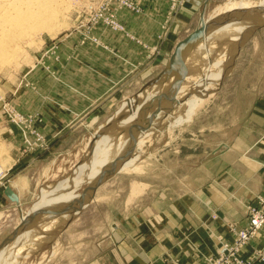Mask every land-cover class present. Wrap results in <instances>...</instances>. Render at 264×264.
I'll list each match as a JSON object with an SVG mask.
<instances>
[{
	"label": "rangeland",
	"instance_id": "374dc122",
	"mask_svg": "<svg viewBox=\"0 0 264 264\" xmlns=\"http://www.w3.org/2000/svg\"><path fill=\"white\" fill-rule=\"evenodd\" d=\"M64 1L66 5H63L59 17L48 28L40 29L34 40L21 44L20 49L12 54L11 61L0 66V191L16 183L19 175L24 176L21 172L10 176L13 174L8 164L13 154L29 156L28 165L35 164L28 173L30 195L22 201L19 198L20 206L10 200L9 204L0 206V243L15 228L21 213L28 211L39 199L42 202L57 191L61 196L64 187L70 189L64 194L63 202L67 203L61 205H77L86 202L90 196L93 199L86 206L97 205L84 219L80 210L73 214L50 215L37 221L28 231L21 233L20 240L8 252L0 256L3 260L0 264L91 263L99 250L100 239L112 231L109 225L107 229H101L106 215L110 218L109 213L120 208L117 195L123 197L137 179L151 180L156 188L170 181L173 192L179 193L181 176H188L195 165V182L200 183L208 171L205 163L225 148V144L218 148L213 146L222 142H238L241 138L250 140L258 135L257 118L261 114L256 107L264 95V26L244 39V33L248 34L254 25L264 21L263 12L254 15L253 8L249 10L250 2L256 0H226L210 8H206L208 2L204 1L198 14L200 18L203 13L201 24L205 23L207 28L228 24L215 27L208 34L203 46L208 47L211 54L204 56L202 46L199 57L195 55L199 58L198 64L192 69L195 59L187 62L186 67L190 69L179 86H176L177 75L152 87L149 102L153 128L148 133L133 129L138 119L133 116L135 95L167 64L174 48L163 62L160 58L170 34L179 32L178 43L195 29L200 19L185 31L179 30L177 17L186 6V0H166L167 9L154 43L150 45L130 34L121 20L123 13H143V6L137 0ZM245 10L248 13L242 16ZM112 34L124 36L138 45L143 51V60L129 64L124 78L111 88L107 98L112 95L113 100H107L103 114L87 116L55 150L57 140L49 139L43 132L44 116L40 107L50 104L53 84L61 83L62 87V82L70 75L68 65L73 59L68 50L74 47L91 51L104 49L103 38ZM217 61L220 64L216 65ZM194 97L201 101L186 122L178 123L179 115L185 114L186 100ZM159 116L164 118L161 120ZM104 139L106 142L102 143ZM128 141L129 147L138 148L136 163L132 160L124 170L96 188L94 185L105 174L101 175L104 167L126 149L117 152ZM91 152L93 158L86 163L89 168L82 164L76 170ZM105 156L107 160L102 159ZM39 159V163L46 160L45 166L52 161L46 180L40 184L36 173L42 167L36 164ZM91 163H96L97 167L91 169ZM24 168L27 166L19 171ZM63 179L66 180L59 185L62 186L60 190L58 186L56 190L52 188ZM102 188L110 193L108 196L104 193L101 198L98 193ZM41 194L43 198H39ZM260 198L264 200V195H255L244 206V223H224L229 238L217 236L216 252L204 254L201 264H264V244L256 243L264 226L254 229L250 225L256 214L264 218V204L260 203ZM100 201L102 204L98 205ZM78 218L82 220L80 225H76ZM210 218L216 220L218 216L213 212ZM242 232L247 234L249 242L238 246ZM235 247L239 249L233 250Z\"/></svg>",
	"mask_w": 264,
	"mask_h": 264
},
{
	"label": "crops",
	"instance_id": "0c3cea01",
	"mask_svg": "<svg viewBox=\"0 0 264 264\" xmlns=\"http://www.w3.org/2000/svg\"><path fill=\"white\" fill-rule=\"evenodd\" d=\"M137 1L143 6V13H123L121 20L130 34L151 45L167 3L166 0ZM204 1L186 0V6L177 17L179 30L185 31L193 22L197 24ZM225 1L208 0L206 8ZM178 33H171L163 45L160 62L172 52ZM103 43L105 50L96 48L98 50L91 51L84 47L68 50L73 59L68 65L70 75L64 79L62 87L61 83L53 84L50 104L40 107L44 116L43 132L49 139L57 140L55 150L87 116L103 114L107 100L112 99V95L107 98L111 88L124 78L129 64L143 60L142 49L124 36L112 34L103 38ZM258 101L260 104L256 109L261 114L257 118L258 135L250 140L241 138L238 142H222L213 146L218 148L225 144L218 156L205 163L208 171L200 183L195 182L194 165L188 176L179 178L182 188L179 193L173 192L170 181L156 188L151 180L137 179L123 197L118 194L120 208L111 211L110 218L106 215L101 227L107 229L109 225L112 231L100 239L99 250L89 264H201L204 254L215 253L218 248L216 237L229 238L224 223H244V206L255 195H264V95ZM29 159V156L13 154L8 164L13 174L10 176L18 172L24 174L9 186L20 201L30 195L28 173L35 164L28 165ZM41 159L36 163L42 166L36 172L39 184L46 180L52 164L50 161L45 166L46 160L39 163ZM24 166L27 168L19 171ZM4 189L0 191V206L10 203ZM66 191L61 192L66 194ZM104 193L108 196L110 192L102 188L98 197L102 198ZM40 196L43 198V194ZM89 205L81 210V218L91 213L97 204ZM213 212L218 216L216 220L210 218ZM80 221L78 218L76 225H80ZM256 243L264 244V230Z\"/></svg>",
	"mask_w": 264,
	"mask_h": 264
},
{
	"label": "water",
	"instance_id": "95a60500",
	"mask_svg": "<svg viewBox=\"0 0 264 264\" xmlns=\"http://www.w3.org/2000/svg\"><path fill=\"white\" fill-rule=\"evenodd\" d=\"M206 2H208V0H206ZM253 9H256L254 10V12L256 13L263 12L264 14V6L255 7ZM243 13L244 14L242 15H245L248 13V11L245 10ZM199 19V24L195 27V29L175 45L174 50L163 70L156 77L149 80L135 95L133 116L138 117V119L136 123L133 124V126L135 127L133 129H136L137 132L148 133L152 131L153 113L151 110V101L149 102V100H151V98L149 99V94L151 92L152 87L157 84H160L162 81L165 82L169 80L172 76L177 75L179 79L176 82V86H179V84H181L183 78L186 76L190 69L186 67L187 62L190 61L191 58H193V60L195 59V61H193V65L191 66L192 69L195 68V65L198 64L199 58H197L195 55L199 57V53L204 42L205 25L203 23L201 24L203 20V13L200 14ZM262 26H264V21L260 22L255 28H253V30L248 32V34L244 33V39L248 38V36L253 34ZM241 44H239V48L241 47ZM132 144H135V142ZM138 156L139 154H137V150L136 148H134V146H128V148H126L123 152H120L119 154L115 155L114 158L107 163L110 168L98 181V183L96 184V188H98L99 185H102L115 173L124 170L125 165L128 164L130 161L133 160L134 163H136L135 160L138 158ZM92 158L93 153L90 154L87 158H84L81 164L77 166L76 170L79 169L80 165L90 162ZM66 179L60 180L52 188L56 190V187L63 184L64 180ZM93 191L95 192L96 189ZM4 195L11 202H14L17 206H20V201L17 197V194L13 191L11 187L7 186L5 188ZM92 199L93 196H90L86 202L67 207L58 204H51L46 207L40 208L31 207L25 213L20 214L19 221L15 228L5 239L2 240V242L0 243V252L12 245V243H14L19 238L21 233L28 231L37 221L43 219L45 216L59 215L60 213L73 214L82 210L86 206V204Z\"/></svg>",
	"mask_w": 264,
	"mask_h": 264
},
{
	"label": "bare ground",
	"instance_id": "6f19581e",
	"mask_svg": "<svg viewBox=\"0 0 264 264\" xmlns=\"http://www.w3.org/2000/svg\"><path fill=\"white\" fill-rule=\"evenodd\" d=\"M262 3H264V0H256V2L251 1L250 2L251 5L249 7V10L251 11V9L255 8V7H263L264 4H262ZM64 4H65L64 0H0V66L3 64H7L11 61L10 59L13 56L12 54L15 51L20 49L21 44L28 43L32 39L34 40V37L39 35L40 29L42 30V29L48 28L50 26V24L59 17L61 9L64 8L63 7ZM254 10H256V9H253V13L255 15L256 12H254ZM242 16L240 15V17H242ZM253 16H252V18H256V16L255 17H253ZM239 21H240V19H239ZM250 23H252V22H250ZM203 24H205V23H203ZM227 24H228V22L223 24L222 26L221 25L220 26H213V28L212 27H210V28L205 27L204 42L208 40V34L210 32H212L213 29H215V27H223V26H227ZM255 27H256V25H254L253 28H255ZM204 42H203V45H204ZM207 48L208 47L203 46V49H205V52L202 51L204 56L206 53L211 54V52ZM218 64H220V61L216 62V65H218ZM174 96L175 95H173V97ZM186 101H187V105L183 103L184 105H186L185 106L186 110L185 111L183 110L185 112V114H183L182 117H181V114L179 115V117H178L179 120L176 119V120H178V123H184V122H186L187 119H189V117L193 113L194 108L201 101V99H197L196 97H194V98H192L190 100H186ZM180 103H181V101H180ZM168 106H170V105H168ZM129 107H130V105H129ZM122 109H124V108H122ZM165 110H166V108H165ZM161 114H162V112H161ZM160 116H159V118L161 119ZM106 139H104V141L102 143H105ZM134 142L135 141L132 140V143H134ZM127 146H130L129 141L125 145L120 147V150L117 152L122 151V149L127 148ZM105 147H107V146H105ZM136 147H138V145ZM136 149H138V148H136ZM102 159L107 160V157L106 156H105V158L102 157ZM101 163H102V161H101ZM104 163H106V161H104ZM130 163H131V161L128 164H126L125 166L129 165ZM91 164H92L91 169L97 167L96 163H91ZM86 165L87 164H85V167L89 168V165H87V166ZM109 168H110V166L106 165L104 167V170L102 171L101 175L103 173H106L109 170ZM94 186L96 187V185H94ZM58 187L60 189L62 186H58ZM64 189H66L67 190L66 192H68L70 188L67 186V187H64ZM61 194H60L61 196H59V194H57V192H56L55 195H53L49 198L42 199V202H41V199H39V201L37 203H35L32 206V208L46 207V206L51 205L53 203H55V204L57 203L58 205L67 203V202H63L64 198H65L64 193H61ZM17 197L19 199L18 195H17ZM45 218H47V216H45ZM39 235H41V234H39ZM32 237H33V235H32ZM18 240H20V238H18L14 243H12V245H10L8 247V249L6 248L3 251H1L0 256L4 253L8 252L7 250H9L11 247H13V245L16 244L18 242ZM27 242H29V241H27ZM4 258L5 257H3V259ZM4 260L6 261V259H4ZM0 261H3V260H0ZM5 261H4V263H5Z\"/></svg>",
	"mask_w": 264,
	"mask_h": 264
},
{
	"label": "built area",
	"instance_id": "2783aa9c",
	"mask_svg": "<svg viewBox=\"0 0 264 264\" xmlns=\"http://www.w3.org/2000/svg\"><path fill=\"white\" fill-rule=\"evenodd\" d=\"M260 203L264 204V200L260 198ZM251 227L254 229H259L262 226H264V218L261 217L260 215L256 214V216L254 217V219L252 220V222L250 223ZM248 236L246 233L242 232L239 234V240L237 241V245L238 246H242L246 243H248ZM239 248L235 247L233 248V250H238Z\"/></svg>",
	"mask_w": 264,
	"mask_h": 264
}]
</instances>
